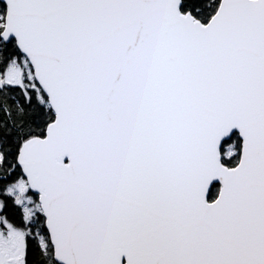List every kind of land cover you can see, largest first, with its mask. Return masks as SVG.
<instances>
[{
	"label": "snow or ice",
	"instance_id": "obj_1",
	"mask_svg": "<svg viewBox=\"0 0 264 264\" xmlns=\"http://www.w3.org/2000/svg\"><path fill=\"white\" fill-rule=\"evenodd\" d=\"M0 264H264V0H0Z\"/></svg>",
	"mask_w": 264,
	"mask_h": 264
}]
</instances>
